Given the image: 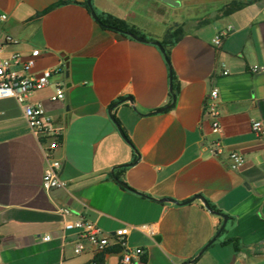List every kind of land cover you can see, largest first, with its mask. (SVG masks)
Listing matches in <instances>:
<instances>
[{"label": "crops", "instance_id": "obj_1", "mask_svg": "<svg viewBox=\"0 0 264 264\" xmlns=\"http://www.w3.org/2000/svg\"><path fill=\"white\" fill-rule=\"evenodd\" d=\"M91 2L146 40L100 24L87 0H0V57L33 58L35 76L57 70L28 101L41 104L60 132L52 155L67 182L42 186L45 138L15 98H0V264H121L115 243L94 252L84 240L74 252L77 231L63 224L77 217L111 233L130 225L127 246L144 249L142 264H264V132L252 129L254 119L264 129V71L253 70L264 64V0ZM177 27L181 36L170 41ZM58 82L63 99L52 98ZM213 87L218 130L206 109ZM234 150L245 157L237 168L230 166ZM195 194L228 215L200 255L222 217L200 198L161 200ZM141 224L153 233L135 227Z\"/></svg>", "mask_w": 264, "mask_h": 264}, {"label": "built area", "instance_id": "obj_2", "mask_svg": "<svg viewBox=\"0 0 264 264\" xmlns=\"http://www.w3.org/2000/svg\"><path fill=\"white\" fill-rule=\"evenodd\" d=\"M1 18H5L6 14H0ZM220 35L215 37V42H219ZM41 49L35 47L32 49L33 55H38ZM19 52L15 51L11 57H0V98L13 97L15 100L23 106V112L27 119L28 125L31 130L36 133L40 138H45L46 142V160L47 167L44 171L42 178V186L45 189L52 188H67L66 180L62 179L59 174L61 162L59 159L52 155V151L60 145L59 131L51 128L48 121L45 118V109L39 104H33L28 101V96L35 90L41 89L49 83L53 73L57 70L46 68L38 75H31L28 72L30 66H32L34 59L31 58L27 61L21 62L19 59ZM13 64H20L19 68H14ZM254 71H264V64L253 68ZM64 83L58 82L55 86L53 99H63L65 96ZM219 96V90L217 87L210 89L206 109L208 113L213 117L214 130H218L219 122L216 119L218 114L217 99ZM253 131L261 135L264 132L263 123L260 119H254L252 121ZM43 142V141H42ZM230 166L237 168L245 161L244 155L240 151L229 152ZM67 210V208H63ZM65 229H76L77 238L74 241V252L80 253L85 249V241L87 240L91 245L94 252L105 251L113 243L122 246L121 264H142V254L144 249L140 246L128 247L126 237L130 232V225H123L114 230L113 233L104 231L95 222L77 217L73 220L65 221L63 224ZM141 231L151 234L152 231L146 228L145 224L135 226ZM50 234H45L44 239H49ZM83 264H109L105 258H93L86 261Z\"/></svg>", "mask_w": 264, "mask_h": 264}, {"label": "water", "instance_id": "obj_3", "mask_svg": "<svg viewBox=\"0 0 264 264\" xmlns=\"http://www.w3.org/2000/svg\"><path fill=\"white\" fill-rule=\"evenodd\" d=\"M163 1H165V2H167V3H169V4H172V5H178V0H163ZM87 4H88V6H89V8H90V11H91V14L93 15V17L98 21V22H100V18H99V16H98V14H97V12H96V10L93 8V6H92V2H91V0H87ZM109 28H111V29H113V30H116V31H119V32H123V33H125V34H128L129 36H131L132 38H135V39H137V40H142V41H144V40H146V37L145 36H142V35H140V34H138V33H135V32H133V31H131V30H125V29H122V28H120V27H118V26H111V27H109ZM154 43L155 44H157L160 48H161V50L163 51L164 50V47L162 46V44H161V42L160 41H154ZM167 62H168V64H169V70H170V88L172 87V81H173V74H172V66H171V63H170V61L169 60H167ZM175 99V97H173V100ZM168 106V105H167ZM167 106H162V107H159V108H156V109H154V110H152V112H158V111H161V110H163V109H165ZM112 108H113V106H111L110 108H109V110L111 111L112 110ZM112 117H113V115H112ZM118 128H119V130H120V132L122 133V135L124 136V132H123V130H122V128L120 127V125H118ZM123 185H125L123 182H121ZM195 198H200L203 202H204V204L206 205V207L209 209V210H211L212 212H216V213H218L221 217H222V223H221V225H220V228H219V230H218V232L215 234V236H213L204 246H202V248L199 250V252H198V255H200V254H202L205 250H206V248L216 239V237L219 235V233L222 231V229L224 228V226H225V223H226V221H227V218H228V215L226 214V213H223V212H218V211H216V210H214V208L209 204V202L204 198V196H202L201 194H195L194 196H192L191 198H188V199H186V200H182V201H178V200H176V199H173V198H162L161 200L162 201H165V200H169V201H174V202H176V203H187V202H189V201H191L192 199H195ZM195 260V258H193V259H191L190 260V262H193Z\"/></svg>", "mask_w": 264, "mask_h": 264}, {"label": "trees", "instance_id": "obj_4", "mask_svg": "<svg viewBox=\"0 0 264 264\" xmlns=\"http://www.w3.org/2000/svg\"><path fill=\"white\" fill-rule=\"evenodd\" d=\"M232 5L231 4L230 6H226L225 8H223L221 10L222 13H227L229 12L231 9H232ZM99 18H100V24H102L103 26L105 27H111V26H118L122 29H125V30H131L135 33H138L134 28L130 27L124 20L118 18V17H115L109 13H106V12H98L96 11ZM181 33H182V29L177 27L176 30L169 36L170 38V41L171 39H178L180 36H181ZM164 55H165V58H166V61L169 60V55H168V52L167 50L164 51ZM170 61V60H169ZM168 63V62H167ZM169 66V64H168ZM172 74H173V70H172ZM176 88L175 86L172 85L171 89H170V94H171V99H170V102H172L173 100V97H175V94H176ZM126 138L128 139V141H130V138L129 136L126 134ZM115 248L116 249H121L122 246L116 244L115 245ZM189 260H186L185 262H183L182 264H187Z\"/></svg>", "mask_w": 264, "mask_h": 264}]
</instances>
